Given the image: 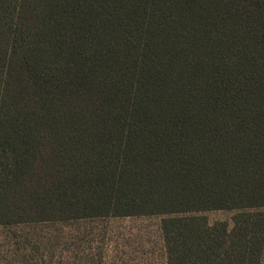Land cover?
Masks as SVG:
<instances>
[{"label":"trees","instance_id":"obj_1","mask_svg":"<svg viewBox=\"0 0 264 264\" xmlns=\"http://www.w3.org/2000/svg\"><path fill=\"white\" fill-rule=\"evenodd\" d=\"M143 216L263 263L264 0H0V227Z\"/></svg>","mask_w":264,"mask_h":264},{"label":"rangeland","instance_id":"obj_2","mask_svg":"<svg viewBox=\"0 0 264 264\" xmlns=\"http://www.w3.org/2000/svg\"><path fill=\"white\" fill-rule=\"evenodd\" d=\"M206 216L216 221L232 213ZM161 221L143 216L0 227V264H167ZM36 238L41 242L37 258L32 248Z\"/></svg>","mask_w":264,"mask_h":264}]
</instances>
